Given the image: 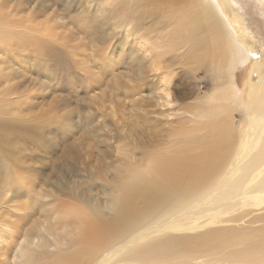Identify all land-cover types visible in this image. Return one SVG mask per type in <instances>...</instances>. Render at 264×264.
<instances>
[{"label": "rangeland", "instance_id": "rangeland-1", "mask_svg": "<svg viewBox=\"0 0 264 264\" xmlns=\"http://www.w3.org/2000/svg\"><path fill=\"white\" fill-rule=\"evenodd\" d=\"M111 1L94 0L90 6L87 0H0V148L8 151V159H2L0 152V264H13L12 258L27 236L35 237L37 242V237L45 238L44 254L47 259H54L52 263L94 264L88 253L90 249L83 252L80 244L87 231L101 232L106 228L99 218L102 214H98L107 202L104 190L118 187L123 175L115 171L106 173L109 169L117 165L124 168L137 166L151 154H175L183 147L185 128L196 129L198 123L205 129L209 127L208 131L207 128L194 133L197 142L185 153L192 172L184 173L186 179L180 191L170 197L172 200L167 199V203L175 204L183 194L192 191L194 195L210 186L208 183L212 179L206 184L208 178L202 175L201 168L212 156L229 171L249 110L264 112V0H203L205 5L214 7L215 14L225 24L228 51L219 52L216 57L209 54L211 52L199 53V59H189L186 51H180L185 56L180 52L168 54L162 60L167 64L173 59L172 64L162 70L171 77L168 84L170 105L165 107L157 105L151 98L158 92L153 84L157 80L152 74L142 73L146 60L142 54L136 56L138 51L131 48L134 44L125 40L121 29L113 30L109 19L125 11L133 18L129 28L135 35L149 34L154 39L158 33L165 35L169 31L166 4L154 2L152 8L139 10L152 2ZM101 4L107 9L105 13L95 9ZM221 10L227 13L232 28ZM109 53L113 58L107 77L100 66L103 68L102 60L107 59ZM82 56L87 57L89 65L81 64ZM117 78L123 79L125 86L139 87V95L128 100L123 89L115 91L112 88L110 91L109 86ZM224 82L231 84L233 97L237 100L236 107L226 104L229 113L226 117L231 119L235 131H219L218 139L223 141L222 144L211 145L218 132L215 128L222 124L221 115L218 112L212 117L198 118L195 114L205 107L224 105L209 99L215 94L214 88ZM100 90H108L107 96L94 105L91 94H101ZM135 99L142 101L141 109L131 104ZM5 111L9 112L7 138L2 127ZM178 132L180 136H175ZM124 151L129 153L128 156ZM197 182L204 187L196 190ZM130 193L134 194L132 189L120 197L123 202L121 200L108 217L103 215L110 225L107 233L101 236L109 243L105 250L130 237L139 225L143 226V219H148V226L159 220L161 214L156 215L153 210L160 204L152 205V200L147 203L142 199L136 202L135 197L128 200L133 196ZM249 199L241 200L245 203L238 207L234 204L240 200H215L216 206L209 215L203 218L192 215L189 221H184L189 227L178 233L188 235L247 227L252 218L264 216V202L253 197ZM224 206L228 207L222 212ZM92 219L96 220L90 228L86 222ZM136 221L139 224H134ZM129 222L131 226L127 224ZM46 226L53 232L46 231ZM261 227L264 229V223ZM55 232L61 237L62 244L54 242L52 234ZM242 249L247 250L248 245L225 253ZM188 250L177 246L176 255L182 253L183 260L172 264H222L216 256L209 260L213 263H209L208 258V263L187 260L184 251ZM128 251L125 248L105 263L122 264L118 257ZM70 255H76L81 261L63 260ZM226 263L229 264H223Z\"/></svg>", "mask_w": 264, "mask_h": 264}, {"label": "bare ground", "instance_id": "bare-ground-1", "mask_svg": "<svg viewBox=\"0 0 264 264\" xmlns=\"http://www.w3.org/2000/svg\"><path fill=\"white\" fill-rule=\"evenodd\" d=\"M87 1L88 4H90V6L91 4L94 3V0H87ZM149 1H151L152 3L150 5L148 4V7L143 6L139 8V10L145 8L150 9V7L152 8L153 5H155L154 2L155 3L163 2L166 4L168 8L167 17H169L168 21L170 23V25L167 24L169 25V31H167V34L163 35L162 34L163 32L158 33L156 38L153 37L154 39H151V37L148 36L149 34L148 35L145 34L146 36L140 34L135 35L132 29L129 28V24L132 23L131 21H133V18L128 14H126L125 11H120L118 16L115 17L113 16L111 18L108 16L107 18H110L109 21L112 23L114 27L113 30L121 29L123 36L125 37V40L126 39L127 41L130 40L132 42L131 44H134V46L132 45L131 48L135 49V51L136 50L138 51V54L136 56L142 54V58L146 60V65L142 66L143 67L142 73H144V75H146V73L152 74L157 80L153 84L157 86L158 92L157 94H153V96L151 95V98L155 101L157 105L161 107H165L166 105H170V103L168 102L169 99L171 98V94L168 90L170 89L168 88V84L171 80L170 79L171 77L168 75V73H164L162 70L167 69L172 64L173 61V59L172 60L170 59L167 61V64L162 63L166 58V56L173 52L186 51L187 54L186 56L189 57V59H194V58L199 59L200 58L199 53L205 55V53H209V52H211L209 54L214 55L213 57H216L219 52L224 54L228 51V45H227L228 35L226 33L225 24L221 19H219L220 16L218 17L215 14L216 11L214 7L207 6L208 4L205 5L203 0H149ZM188 2H190L191 4H188ZM102 4L96 5L95 9L97 10V12L101 13L103 11V13H105L107 9L105 10ZM221 11H223L224 13L225 21L229 23L230 20L227 13L224 10ZM2 20L1 22H3ZM133 25L130 26L132 27ZM228 25H230V27L232 28L231 22ZM237 35L238 34H236V38ZM109 54L110 56L107 59L104 58L105 60H102L104 61L103 68L102 66H100V70H102L103 72L102 74L105 75L107 74V77H108L107 71H109L108 68H111L112 66V64L110 63L113 58L111 53ZM101 55L103 56V54ZM182 55L185 56L184 54ZM81 58L82 60H80V62L82 65H89L87 57L82 56ZM133 59L136 60V58ZM218 69H220V66ZM117 77L120 76L118 75ZM122 80L123 79L117 78L116 82L110 81L113 82L111 83L113 85L109 86L110 87L109 90L112 91V88L115 91L123 89L125 98L128 100L130 99L131 96L136 97L137 95H139L137 91V88L139 87H137L136 85L134 86L131 85V87L129 85L125 86L127 84H124V81ZM219 87H221L220 91H219ZM100 89H104V87ZM100 91L101 92L99 93L101 94H96L95 92H94L95 94L94 93L91 94L90 98L94 105L99 100H104L105 97L107 96L106 92L108 90L105 92L103 90ZM214 91L215 94L211 95L209 99L215 101L218 104L219 103L224 104L225 107L224 105L221 107L215 106L213 108L205 107L202 108L200 112L197 111L198 113L195 114V117L198 118L212 117L217 115L218 112H219L218 115H221L220 117H222L221 120L222 124H219L218 127L215 128V130H217L218 132L215 135V139L213 140L212 138L213 141L211 142L212 143L211 145L217 143L222 144L223 141L221 142V139H218L220 137L219 131L222 133L224 132L233 133L235 131V129L232 127L233 124L230 121L231 119L226 117V116L229 117V113L228 111H226L227 109L226 104L229 103L235 107L237 106V100L233 97L234 93L232 92V86L230 83L224 82L222 85L216 86L214 88ZM91 92L93 91L91 90ZM131 104L133 105L135 104L134 106L135 108L136 107L140 109L142 108L141 107L142 101L140 99L137 100L135 99V101L133 100ZM249 112H250L249 116L247 115L248 117L244 123V127H245L244 129L245 130L247 129V131L245 132L244 130V132H242L241 135L242 138L241 141H239V148H237V150H235L233 153L232 162L230 166L231 168L229 167V171L226 170V165H223L221 167L222 164H219V161L214 156H212L206 161V163L201 168L203 172L202 175H205L208 178L206 184L210 181V179H212L211 182L208 183L210 184V186L204 187L203 184L199 185V183H202V181L204 180L200 181L199 183L197 182V185L195 186L196 190H198L201 187L204 188H202L201 191L195 192L194 195L193 192L190 191L188 195L186 193L183 194L182 197L179 196L180 197L179 202H176L175 204L174 202L167 203V199L169 200L170 197L174 195L176 196L178 194V191H180V186H182L184 180L186 179L184 173L192 172V169L190 168L191 166H189L190 163L188 164L187 162L189 159L186 160L185 153L190 151L192 149L193 144L197 142V140L196 142L194 140V133L202 132L205 129V127H203L204 125L198 123L196 129L190 127H188V129L185 128L186 130H184V133L182 132V134L185 136V140L181 142V145H183V147H181V149L178 150L175 154L174 152L171 155L170 153L168 155L151 154L152 155L151 157L147 156L149 158H146V160L144 159L145 162H141L140 164H137V166H130L124 168L121 165L118 166L116 164L117 167H115L114 169L108 168L109 171L106 172L108 174H110L111 171H115L116 173L119 174L122 173L123 174L121 177L122 179H120L122 181L119 180L120 184L118 187H112L111 185L112 188L108 189L106 187V190H104L106 191L104 196L107 198V202L100 207L101 213L99 212L98 214H102L103 218L102 217L99 218H101L100 219L101 223H103L104 227L106 228L104 229V231L101 232H97L96 230V232L89 233L87 231L84 239L82 238L83 243L80 244L81 248L84 250L82 251L85 252L88 249H90L88 253L90 254L91 260L94 261V264H110L111 262L105 263L108 260V258L110 256H114L115 254L120 253L125 248L126 250L129 251L126 254H124L122 257L121 255L118 257L121 258L120 262H123L122 264H159V263L172 264L178 260L180 261L183 260L182 253L180 254L178 253L176 255L177 246L178 247L180 246L182 248H189L188 252L184 251L185 252L184 255L185 257L188 258L187 260L191 259V261L194 260L196 261V263L200 261L205 262L206 258H208L207 261L209 263L210 262L213 263L212 261L209 260L212 259L213 256H216L217 261L221 262L222 264L225 262H228L229 264H264V229L261 227L262 223H264V216L259 215L261 217L252 218V221L247 222L249 226L244 228L231 227V228H223L220 230H215L213 232L208 231L199 234L191 233L188 235H181V234L179 235L178 233V231L185 230L189 227V224L186 225L184 221L186 220L189 221V218L192 215L200 216L201 218L209 215L213 207L216 206L215 200L216 201L240 200L239 202H237L238 204H234V207L240 206V204L245 203L247 199L250 200L249 198L252 197L256 198V200L260 199L261 201L264 202V112L258 113L253 110H249ZM8 114L9 112L5 111L4 115L6 116L5 117L6 119L4 118L2 120V124H3L2 127H4V134L8 129V124H7ZM191 115L193 116V114ZM207 128H206L207 130L205 129L206 131L209 130V127ZM180 134L181 133L178 132L176 135L175 134L174 135L180 136ZM4 136L5 138H7L6 134ZM175 136H173V139H175ZM0 152L2 155L1 158L5 159V157L8 155L7 153L8 151L0 148ZM127 152L129 151L127 150ZM159 152L161 153L162 151ZM124 153H122V155ZM125 154L124 157L126 158V155L128 156L129 153L126 155ZM222 161L223 160H221V162ZM3 163L5 162H2V164ZM217 163L220 166H218ZM6 173L7 171H5V174ZM199 178H201V175ZM213 183L215 184L212 185ZM213 186H215V188L211 192L210 190ZM129 189L130 190L132 189L134 194L130 193L131 195L133 194V196L129 197L128 200L133 197H135L134 200L136 202H140V200L142 199V202L149 203L152 200L151 202L152 205L155 202L157 203V205L159 204L161 205V207L159 205L160 209L157 206L159 211H157L158 209L153 210L154 213H156V215L157 214H161V215L159 216L158 221H155L154 223H150L149 226L147 225L148 219H143V221L141 222L143 226L139 225L137 227V230L135 229L133 231L134 232L133 234L131 232L132 235L130 237H126L124 241L116 242L115 244L111 245L110 248L105 250V247L109 243L108 244L106 243L108 242L106 241L107 238L101 236L107 233V227L110 228L109 227L110 225L107 223L106 218L104 219V216L108 217L109 215L107 214H109L118 207L119 202L122 200L120 197L124 193H127V190ZM170 199L172 200V198ZM226 207L228 206H224L221 209V211L223 212V210ZM153 208L156 209V207ZM164 208L166 209L163 210ZM127 210H130V208L128 207ZM144 218H146V216ZM95 220L93 219L88 220L86 224L88 223V226L90 228H93L92 225L94 224ZM240 221L243 220L240 219ZM226 222L230 223L229 221ZM127 224L130 225L132 223L129 222ZM134 224H139V222ZM68 229L69 226L67 225L64 228V230L67 231ZM45 230L48 231L49 233L53 232L48 226L45 227ZM61 232H65V231L61 230ZM128 235H130V233ZM47 236L49 237V234ZM31 237L32 236H27L22 239V243L17 249L14 257L12 258L13 261L12 263L13 264H55L52 263L54 259H47L44 254V247H46L47 245L45 238L42 237L41 238L42 240H40V238L37 237L38 238V242H37L35 237L30 239ZM52 237L55 240L54 242L58 244L63 243L62 239H60L61 237H59V235H57L56 232L52 234ZM153 237H154L153 240L147 241ZM242 245H248V249L247 250L242 249L243 251H238V252L234 251L226 255L225 253L226 250L232 251L234 250V248L241 247ZM86 248L87 250H85ZM63 260L65 261L77 260L76 263L81 261V259H78L76 255H70L69 257L63 258ZM115 264H118V262Z\"/></svg>", "mask_w": 264, "mask_h": 264}]
</instances>
